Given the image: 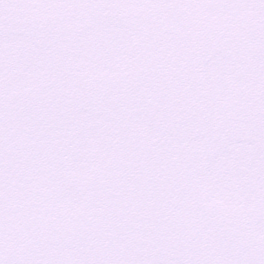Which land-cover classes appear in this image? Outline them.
Masks as SVG:
<instances>
[{
    "label": "snow or ice",
    "instance_id": "obj_1",
    "mask_svg": "<svg viewBox=\"0 0 264 264\" xmlns=\"http://www.w3.org/2000/svg\"><path fill=\"white\" fill-rule=\"evenodd\" d=\"M0 264H264V0H0Z\"/></svg>",
    "mask_w": 264,
    "mask_h": 264
}]
</instances>
